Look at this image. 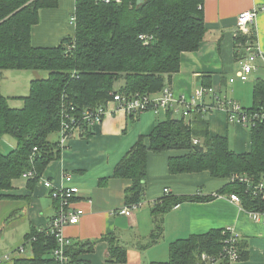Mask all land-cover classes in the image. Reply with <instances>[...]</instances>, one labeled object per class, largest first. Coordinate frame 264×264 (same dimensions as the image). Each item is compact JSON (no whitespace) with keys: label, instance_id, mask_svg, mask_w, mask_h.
Returning <instances> with one entry per match:
<instances>
[{"label":"trees","instance_id":"1","mask_svg":"<svg viewBox=\"0 0 264 264\" xmlns=\"http://www.w3.org/2000/svg\"><path fill=\"white\" fill-rule=\"evenodd\" d=\"M59 4L60 0H0V198L13 188L15 180L28 173H32L28 187L34 188L49 164L60 158L59 140L51 142L49 137L57 133L60 138L63 111L70 113L74 108V114L80 116L87 110L107 107L116 96L137 100L160 96L170 89L173 76L180 71L182 55L198 51L206 37L205 0H128L121 4L75 0L73 35L55 47L33 46L32 30L40 22V11L57 9ZM256 44L254 27L247 36L238 33L234 39L235 61L244 60L246 47ZM5 71H45L48 77L32 80L28 96L12 98L22 101V108H13L11 98L4 96L1 89ZM200 79L203 88L211 89V82H205L210 81L209 75ZM253 84L252 107L243 109L258 113L262 121L249 129L248 153H235L227 137L211 134L206 117L210 110L198 107L187 110V115H175L170 108L161 111L165 118L149 135L139 137L114 170V179L129 183L125 205L144 201L149 155L168 154L172 176L207 172L228 183L207 196L164 193L155 203L153 215L162 216L186 202H210L232 194L239 196L247 212L264 214V189H254L264 179V79L258 78ZM127 115L132 122L139 117ZM96 129L85 125L75 136L91 138ZM6 140L14 144L9 143L10 150L3 152ZM107 181L102 179L99 185ZM162 235L163 228L158 225L153 242ZM232 238L227 229L191 235L170 245L168 261L150 264H228L226 250L234 246ZM235 240L237 261L248 259L247 244L240 237ZM99 242L107 243L110 263L127 262L128 249L116 235L109 234L100 240L73 242L65 247L63 264H91L86 256ZM28 246L29 256L13 258L15 252L24 254ZM22 248L24 253H20ZM57 249L58 241L50 229H32L7 264H62L53 256ZM203 256L214 262L203 261Z\"/></svg>","mask_w":264,"mask_h":264},{"label":"crops","instance_id":"2","mask_svg":"<svg viewBox=\"0 0 264 264\" xmlns=\"http://www.w3.org/2000/svg\"><path fill=\"white\" fill-rule=\"evenodd\" d=\"M74 10L75 0H60L57 9L41 10L40 22L32 30L33 46L55 47L65 37L72 36ZM251 10H258L251 27L256 30L257 46L264 54V0H205V40L198 51L182 55L180 71L168 86L177 96L196 99L200 106L214 105L212 94L198 96L206 89L200 81L201 76L209 75L210 81L205 82H211L213 94L220 95L227 89L232 93H226V99L241 103L248 97V92L252 98L254 82L251 91L244 89L249 81L244 83L237 78L240 68L234 57L238 17ZM32 75L34 79H41L36 72ZM252 76L264 79V70ZM231 79L235 81L231 83ZM19 97L22 96H8L11 99ZM251 107L252 104L247 108ZM206 114L213 136L227 137L231 149L237 154L250 151L249 129L230 124L222 109ZM164 118V112H145L132 122L123 111L110 113L91 138L75 136L70 139L62 148L60 158L49 164L37 186L31 189L28 187L29 179L23 177L15 180L13 188L3 192L5 197L0 198V256L17 251L32 229L44 231L50 228L61 207V203L53 198L54 187L65 185L79 189L70 205L85 212L77 225L63 228L64 236L72 244L96 241L113 234L128 249L124 264H150L168 261L169 247L176 240L231 228L247 244L249 257L228 264H264L263 222L254 220L241 204L232 201L228 195L218 196L210 202H186L162 216L152 214L165 189L178 196H207L216 194L228 183V180L213 178L207 172L172 176L168 171V154L149 155L143 201L147 206L142 208V203L131 216L120 214L127 207L125 190L129 183L114 179V170L139 137L149 135L158 121ZM68 175L72 176L71 184L64 183ZM102 179L108 181L99 185ZM47 181L53 188L45 187L44 182ZM158 225L162 226L163 235L153 242ZM18 256L21 255L15 252L13 258ZM86 258L91 264H121L108 261L105 242L97 243L94 252ZM213 264L224 263L217 261Z\"/></svg>","mask_w":264,"mask_h":264},{"label":"built area","instance_id":"3","mask_svg":"<svg viewBox=\"0 0 264 264\" xmlns=\"http://www.w3.org/2000/svg\"><path fill=\"white\" fill-rule=\"evenodd\" d=\"M99 2L103 4H121L124 1L128 0H98ZM138 1V0H136ZM144 0H139V3H141ZM258 15V10H251L242 13L238 17L237 22V30L236 35L242 34L244 36H247L251 33V25H253L256 17ZM74 23V19L71 20V24ZM235 35V36H236ZM146 37H141L142 40L147 41L145 39ZM246 57L244 60L239 62V71L237 73V78L241 82H248L250 79V76L255 75L260 70H264V54L259 50L257 44L254 46H247L246 47ZM231 83L234 82V79L230 80ZM206 94H212L214 97V105L211 107H204L200 106L196 99L193 98H187L186 96H177L173 90L171 89H165L160 96H156L153 98H143L140 100L137 99H127L123 96H116L114 97V100L108 103L107 107H101L97 110H87L83 114H80V116H77L74 114V108H71L70 113L67 111H63L62 113V122H61V130H60V138H59V144L60 147L63 148L66 143L75 137V135L78 134L80 129L88 125L90 127H98L102 125L105 117L113 112L123 111L126 114H134V115H140L142 113H145L149 109L151 112L158 114L161 111H166L169 108L173 110L175 115H179L180 113H184V115H187V110H194L198 107H202V109L205 110H217L222 109L227 114V120L230 124L240 126L246 129L253 128L256 126L258 121H262L261 117L258 115V113H249L243 109L242 106H240L237 102L229 99H221L216 94H213V90H206L204 89L199 93V97H202ZM263 118V117H262ZM264 121V119H263ZM81 123L84 125L81 127ZM195 145L199 144L198 140L194 141ZM32 176V173L25 174L23 178L29 179ZM240 181L247 182L248 180L246 178H240ZM72 182V176L68 175L65 177V184H71ZM44 185L46 188H53V185L51 182L47 181L44 182ZM256 192H258V189L261 191L264 189V179L259 183V186L254 188ZM79 193V189L77 187H70L67 188L65 185H61L59 187H54L53 191V197L58 200L61 203L60 210L56 214L54 220L52 221L50 225V231L55 235L57 241H58V249L54 251L53 256L60 260V262L66 263V257L64 256V248L71 246L72 242L71 240L67 239L63 234V228L67 225H77L81 219V217L85 214V212L82 209H74L72 208L71 201L75 198V196ZM165 193L169 194V191L165 189ZM229 198L234 201L235 203L241 204L240 198L236 194H232L229 196ZM140 205H134L130 207H125L122 211H120V214L125 216H131L132 212L139 207ZM252 218L256 221H262L264 224V214L259 213H250ZM227 231H230L232 233L233 238L231 239V242L234 246H232L230 249L228 248L227 256L229 257V262H235L238 259V252L236 249V243L235 240L238 239V235L232 231L231 228H228ZM20 253H24V248L20 250ZM12 254H6L3 256H0V264H7V262L10 260ZM203 261H206L208 263L214 262L213 259L208 258L207 256H203Z\"/></svg>","mask_w":264,"mask_h":264},{"label":"rangeland","instance_id":"4","mask_svg":"<svg viewBox=\"0 0 264 264\" xmlns=\"http://www.w3.org/2000/svg\"><path fill=\"white\" fill-rule=\"evenodd\" d=\"M38 73L40 78H47L48 77V72L45 71H5L4 75H5V79H3L2 82V93L4 96L8 97L11 95H17V96H28L29 94V82L30 80H35L32 73ZM257 77L256 76H252L248 82V84L245 85L246 88L244 89H249L251 91L252 86H253V82L255 81ZM119 86V84L117 85V87ZM234 85H232L233 87ZM226 88V87H225ZM227 91V92H226ZM226 91H222V93H219L220 95H217L218 97H220L221 99H224V95H226V93H228L229 95H231V91H228L226 89ZM248 97L246 99H244L243 101L237 102L240 106H244L243 108H247L249 106H251L252 104V98L251 95L249 94V92L247 93ZM9 103L11 105V107L13 108H22V101L17 100V99H10ZM11 139V138H10ZM49 140L51 142H57L59 140V135L57 133L52 134L49 137ZM9 143L14 144V141L12 140H6L5 144L2 146L3 148V152H8L9 149ZM143 203V202H142ZM146 203H143V207L147 206L145 205ZM140 209V208H139ZM137 210V209H136ZM22 247V246H21ZM29 247V246H28ZM28 247L26 248L27 252L23 255V256H29L28 252Z\"/></svg>","mask_w":264,"mask_h":264},{"label":"water","instance_id":"5","mask_svg":"<svg viewBox=\"0 0 264 264\" xmlns=\"http://www.w3.org/2000/svg\"><path fill=\"white\" fill-rule=\"evenodd\" d=\"M200 151H203V148H200Z\"/></svg>","mask_w":264,"mask_h":264}]
</instances>
